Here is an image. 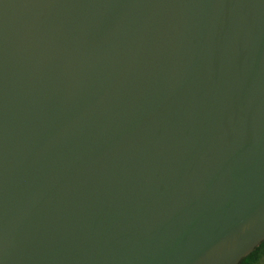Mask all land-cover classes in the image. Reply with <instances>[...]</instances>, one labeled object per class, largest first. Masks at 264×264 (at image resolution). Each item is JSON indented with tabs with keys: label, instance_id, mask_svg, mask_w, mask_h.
Instances as JSON below:
<instances>
[{
	"label": "water",
	"instance_id": "obj_1",
	"mask_svg": "<svg viewBox=\"0 0 264 264\" xmlns=\"http://www.w3.org/2000/svg\"><path fill=\"white\" fill-rule=\"evenodd\" d=\"M263 242L264 0H0V264Z\"/></svg>",
	"mask_w": 264,
	"mask_h": 264
},
{
	"label": "trees",
	"instance_id": "obj_2",
	"mask_svg": "<svg viewBox=\"0 0 264 264\" xmlns=\"http://www.w3.org/2000/svg\"><path fill=\"white\" fill-rule=\"evenodd\" d=\"M264 258V242L254 250L248 257L243 259L240 264H256Z\"/></svg>",
	"mask_w": 264,
	"mask_h": 264
},
{
	"label": "rangeland",
	"instance_id": "obj_3",
	"mask_svg": "<svg viewBox=\"0 0 264 264\" xmlns=\"http://www.w3.org/2000/svg\"><path fill=\"white\" fill-rule=\"evenodd\" d=\"M256 264H264V258L263 259H261L258 263H256Z\"/></svg>",
	"mask_w": 264,
	"mask_h": 264
}]
</instances>
